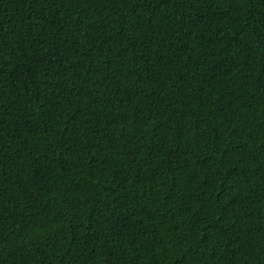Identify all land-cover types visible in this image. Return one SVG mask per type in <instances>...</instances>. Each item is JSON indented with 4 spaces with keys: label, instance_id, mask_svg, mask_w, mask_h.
Listing matches in <instances>:
<instances>
[{
    "label": "trees",
    "instance_id": "trees-1",
    "mask_svg": "<svg viewBox=\"0 0 264 264\" xmlns=\"http://www.w3.org/2000/svg\"><path fill=\"white\" fill-rule=\"evenodd\" d=\"M0 264H264V0H0Z\"/></svg>",
    "mask_w": 264,
    "mask_h": 264
}]
</instances>
